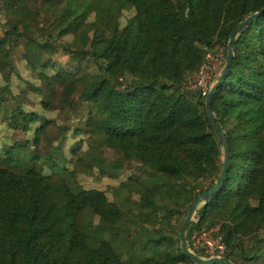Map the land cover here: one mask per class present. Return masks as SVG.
Listing matches in <instances>:
<instances>
[{
    "label": "trees",
    "instance_id": "1",
    "mask_svg": "<svg viewBox=\"0 0 264 264\" xmlns=\"http://www.w3.org/2000/svg\"><path fill=\"white\" fill-rule=\"evenodd\" d=\"M263 7L0 0V264H194L179 229L217 182L222 154L187 78ZM211 109L229 165L188 246L209 235L224 259L264 264V11L238 33ZM120 162L138 175L123 177Z\"/></svg>",
    "mask_w": 264,
    "mask_h": 264
},
{
    "label": "water",
    "instance_id": "2",
    "mask_svg": "<svg viewBox=\"0 0 264 264\" xmlns=\"http://www.w3.org/2000/svg\"><path fill=\"white\" fill-rule=\"evenodd\" d=\"M263 11H264V7L258 11L253 12L250 16L238 22L233 27V29L230 32L227 44H226V55H225V62L223 64V67L219 72L217 80L213 82V84L210 86V88L208 89V92L205 95L204 106H205V112L207 114V124L211 126L216 136V139H217L216 142L220 146L222 158H221L220 174H219L217 182L214 184L213 187H211L208 191H206L199 198H197L191 205H189V207L187 208L185 217L179 229V239H180L179 248L182 254H184L186 258L190 259L194 264H234L224 259L222 256H218V255L208 257V258L197 256L192 250H190L188 246V242L186 238V231L188 229V226L194 214L197 212V210L203 204H205V202L209 201L222 187L226 174H227L228 165H229V155L230 154H229V147L227 144V140L224 135V131L217 123V120L211 109L212 95L216 91L217 87L221 84L224 77L228 74V71L231 66L233 56H234V43H235L238 33L242 29H244L248 24H250L253 20H255Z\"/></svg>",
    "mask_w": 264,
    "mask_h": 264
},
{
    "label": "built area",
    "instance_id": "3",
    "mask_svg": "<svg viewBox=\"0 0 264 264\" xmlns=\"http://www.w3.org/2000/svg\"><path fill=\"white\" fill-rule=\"evenodd\" d=\"M217 49H219L220 52H216ZM222 51L223 47L218 46H215V52L212 50L207 51L205 60L200 65L198 71L187 78V89H197L202 96L206 95L208 89L217 79L221 70L220 66L222 63H220V59ZM189 248L193 252L201 249V252L208 257L217 255L220 256V254L223 252V246L220 240L212 238L209 235L205 236L203 239L195 238L191 243V247L189 246Z\"/></svg>",
    "mask_w": 264,
    "mask_h": 264
},
{
    "label": "rangeland",
    "instance_id": "4",
    "mask_svg": "<svg viewBox=\"0 0 264 264\" xmlns=\"http://www.w3.org/2000/svg\"><path fill=\"white\" fill-rule=\"evenodd\" d=\"M5 40H7V38L5 37ZM218 47H222V46H218ZM212 51H214L215 52V48L212 50ZM220 52L219 51V49H217L216 50V52ZM4 53H5V51L4 50H2V49H0V54H1V56L2 55H4ZM225 53L222 51V53H221V59H220V63H222V65L220 66V69H222V67H223V64H224V62H225ZM9 56H10V54H9ZM13 58L15 59V60H18V58H19V54H17V53H13ZM14 62V61H13ZM12 61H11V63L12 64H14ZM16 64V63H15ZM14 64V65H15ZM1 67H2V69L4 70V72H6V70H7V67H5V65L3 64V65H1ZM15 67V66H14ZM217 80V79H216ZM215 80V81H216ZM214 81V82H215ZM213 84V83H212ZM26 86H27V88L28 89H31V86L29 85V83L27 82L26 83ZM50 128H53V129H58V126L55 124V123H53V124H51L50 126H49ZM50 140H51V138H50V136L49 135H45V136H43L42 137V143H43V145L44 146H46V147H49L50 146ZM104 153H106V154H110V152L109 151H104ZM98 153L96 152V153H92V152H90V151H84L83 153H82V155H83V157L86 159V160H88V161H90L92 158H93V156H95V155H97ZM25 156V160H24V164H26L27 166H32L33 168H35V169H40L39 168V166L36 164V163H33L32 161H30V160H28V156H26V155H23V157ZM115 159H116V156H115ZM121 164H122V166L119 168V171L120 172H122V176L123 177H127V176H129V175H133L134 177L135 176H137L138 175V172L137 171H135V170H131V167H132V163L133 162H131V164H127V163H125V162H120ZM205 237V236H204ZM203 237V238H204ZM202 238V239H203Z\"/></svg>",
    "mask_w": 264,
    "mask_h": 264
}]
</instances>
